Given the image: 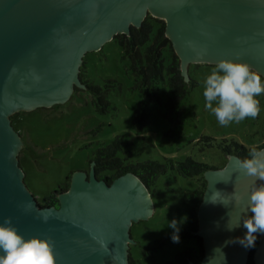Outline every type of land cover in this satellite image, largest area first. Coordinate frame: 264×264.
I'll return each instance as SVG.
<instances>
[{
	"label": "water",
	"instance_id": "95a60500",
	"mask_svg": "<svg viewBox=\"0 0 264 264\" xmlns=\"http://www.w3.org/2000/svg\"><path fill=\"white\" fill-rule=\"evenodd\" d=\"M149 13L165 21L186 81L190 64L225 58L264 73V0H0V221L12 217L26 238L54 239L57 264H132L131 226L151 217L155 204L139 176L127 173L108 183L92 162L90 173H74L69 189L57 195L59 206H40L19 165L22 140L12 116L64 103L75 87L85 89V54L119 33L129 35ZM240 160L230 155L223 168L205 173L197 211L196 234L205 249L200 264L248 263L250 248L238 238L246 235L248 198L261 182L238 169ZM213 193L222 202H209ZM259 237L254 262L264 264V234Z\"/></svg>",
	"mask_w": 264,
	"mask_h": 264
},
{
	"label": "rangeland",
	"instance_id": "374dc122",
	"mask_svg": "<svg viewBox=\"0 0 264 264\" xmlns=\"http://www.w3.org/2000/svg\"><path fill=\"white\" fill-rule=\"evenodd\" d=\"M147 17L154 16L149 13ZM169 57L167 51V63ZM215 65H189L187 82L192 78L195 84L189 86L180 125L172 128L177 115H166L169 87L163 83L161 103L150 108L147 126L138 129L133 124L134 111L144 93L136 86V78L129 62L123 58L118 41L114 37L101 50L86 53L80 73L82 70L83 78L90 84L102 87L111 102L110 108L97 107L96 95L81 79L85 89L74 90L66 102L19 111L12 116V124L22 140L18 158L29 191L40 205H44L46 199L60 194L56 190L69 176L73 177L76 172L90 173L95 152L119 135L129 142L119 156L130 154V163L154 159L162 163L171 160L176 164L191 156L211 166L223 167L229 156H222L218 142L224 144V138L235 139L248 147L263 145L264 94L258 97L260 114L256 118L248 117L239 123L233 121L227 126H221L212 111L205 107L203 81ZM165 75L168 78L167 72ZM203 136L214 137L213 147H206L205 141L200 143ZM205 181V175L187 177L174 169L158 178L149 190L155 204L154 213L134 222L130 229L133 241L129 243V253L137 264L176 262L180 251L199 247L196 238L182 236L185 219L194 208L186 201L185 194L193 193Z\"/></svg>",
	"mask_w": 264,
	"mask_h": 264
},
{
	"label": "trees",
	"instance_id": "16d2710c",
	"mask_svg": "<svg viewBox=\"0 0 264 264\" xmlns=\"http://www.w3.org/2000/svg\"><path fill=\"white\" fill-rule=\"evenodd\" d=\"M120 46L123 49V58L130 64V69L134 74L138 86L144 93V97L134 111L133 124L138 129H144L149 121L150 108L155 104L161 103L160 86L163 83L168 84L169 87V99L166 103L168 113H175L177 115L175 123L172 128L182 123V117L184 112V100L190 92L189 86L194 85L195 82L191 78L188 83L181 72V60L173 48L170 38L166 35V23L164 20L155 17H146L140 27H132L130 34L119 33L115 36ZM169 52L170 61H166V52ZM168 73V78L165 73ZM80 77L82 82L86 85V88L92 91L97 100V107L103 105L106 108L111 107V102L107 99V96L103 93L101 86L90 84L83 78V72L81 70ZM193 87V86H192ZM79 87H75V91ZM100 109V107H99ZM103 109V110H105ZM106 111V110H105ZM13 118V117H12ZM214 137L203 136L200 141H205L206 147H213ZM224 144L218 142L222 156L237 155L241 159L248 156V151L251 147L246 146L243 143L238 142L235 139L222 140ZM129 142L125 140L123 135L116 136L109 144L99 148L92 159L95 162V173L99 179H104L108 183H112L116 178L127 174L133 173L140 177L143 183L152 189L157 183L160 176L167 174L172 169L177 170L181 175L187 177L204 176L205 173L212 169H219L223 167L211 166L208 163L195 160L193 157L188 156L185 160L178 161L176 164L169 162L162 163L158 160L149 159L137 163H130L129 158L125 156H119L121 152H124L125 146H128ZM216 144V146L218 145ZM258 149L264 148V144L256 146ZM110 171V173H106ZM71 177L67 178L64 185L59 186L56 192L62 193L69 189ZM207 188V182L205 181L201 186L196 188L193 193H186L185 199L191 205L194 206L190 210V214L185 219L184 229L182 231L183 237L196 238L199 247H187L177 254V261H167L156 264H200L204 254V244L202 237L198 236L196 232L199 229L198 220V208L203 201L205 190ZM45 206H59L58 197L55 196L50 200L46 199ZM259 236L256 241V246L250 248V255L247 264H255L254 253L259 244ZM129 258L132 264H137L136 261L129 254Z\"/></svg>",
	"mask_w": 264,
	"mask_h": 264
},
{
	"label": "clouds",
	"instance_id": "9594fccd",
	"mask_svg": "<svg viewBox=\"0 0 264 264\" xmlns=\"http://www.w3.org/2000/svg\"><path fill=\"white\" fill-rule=\"evenodd\" d=\"M203 89L205 107L212 111L221 126L233 121L239 123L260 114L258 97L264 94V73L244 60L221 59L203 81ZM238 169L261 182L253 187L248 198L250 215L243 219L246 235L238 238L244 247L254 248L258 236L264 234V150L252 146L248 156L238 162ZM214 197L215 193L209 202H222ZM31 208V203L25 206L26 211ZM42 219L47 222L48 216L42 214ZM172 226L175 227V222ZM239 226L240 223L228 224L227 228L231 231ZM54 248L55 241L51 237L26 238L14 225L12 217L0 221V264H57Z\"/></svg>",
	"mask_w": 264,
	"mask_h": 264
}]
</instances>
